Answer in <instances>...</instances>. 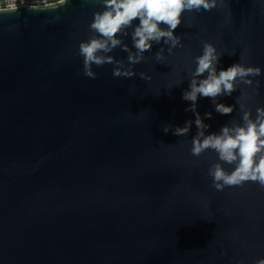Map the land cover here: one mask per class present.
<instances>
[{
    "label": "water",
    "instance_id": "obj_1",
    "mask_svg": "<svg viewBox=\"0 0 264 264\" xmlns=\"http://www.w3.org/2000/svg\"><path fill=\"white\" fill-rule=\"evenodd\" d=\"M10 10H0V264L264 258V189L246 182L216 191L208 170L222 162L211 150L191 155L195 124L188 136L163 132L195 120L182 92L205 41L221 55L218 70L235 63L261 69L250 77L251 88L240 85L219 102L236 105L240 90L256 88L253 118L264 107V0H224L210 12H185L175 32L184 47L169 55L167 46L154 45L130 79L114 77L113 64L93 65L96 79L83 74L79 44L92 35L102 0L3 13ZM125 43L132 47L130 36ZM160 47L166 60L158 64ZM109 55L127 63L121 48ZM197 111L212 113L206 134L241 121L238 104L222 116L200 98Z\"/></svg>",
    "mask_w": 264,
    "mask_h": 264
},
{
    "label": "clouds",
    "instance_id": "obj_2",
    "mask_svg": "<svg viewBox=\"0 0 264 264\" xmlns=\"http://www.w3.org/2000/svg\"><path fill=\"white\" fill-rule=\"evenodd\" d=\"M70 2L71 0H17L10 11L3 13H15L20 8L31 12L56 10ZM223 3L224 0H102L103 11L94 13L89 25L92 35L79 44L78 55L83 57V74L96 79L97 73L93 71V65L103 67L105 64H113L114 77L133 78L137 75L134 66L145 61V53L151 52L154 45L167 46L169 55L173 54L174 49L184 47L182 37L175 32L183 23L185 12H210ZM55 19L59 20L60 17ZM227 22L226 20L225 23ZM129 36L131 48L125 43V38ZM116 48L127 53V63L109 55ZM164 51L165 48L160 47L155 53L158 64L166 60ZM202 51V55L195 57L196 67L191 72L188 89L182 92V99L190 102L185 111L192 112L195 120H187L183 127L168 125L163 128V132L167 134L171 131L177 137L188 136L194 123L197 131L191 140V155L200 157L211 150L216 153L218 161L234 166L230 172L225 171L222 163L210 166L208 175L216 191L243 187L246 182L258 183L264 189V107L255 108V118L249 107V102L257 95L256 88L252 89L251 94L240 90L237 104L241 121L233 120L231 126L224 125L218 133L206 134L210 125L205 124L204 120L212 119V113L206 112L202 117L197 111L198 100L209 98L217 114L230 116L237 104L226 105L219 102L220 98L231 96L238 91L240 85L251 88L253 79L250 77L260 76L261 69L235 63L226 70H218L221 55L216 47L205 41ZM139 75L142 80H151L145 73ZM258 86L259 81H256V87ZM255 264H264V258L258 259Z\"/></svg>",
    "mask_w": 264,
    "mask_h": 264
},
{
    "label": "built area",
    "instance_id": "obj_3",
    "mask_svg": "<svg viewBox=\"0 0 264 264\" xmlns=\"http://www.w3.org/2000/svg\"><path fill=\"white\" fill-rule=\"evenodd\" d=\"M17 0H0V10L1 9H12L16 4ZM55 2V0H53Z\"/></svg>",
    "mask_w": 264,
    "mask_h": 264
}]
</instances>
